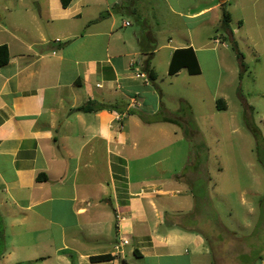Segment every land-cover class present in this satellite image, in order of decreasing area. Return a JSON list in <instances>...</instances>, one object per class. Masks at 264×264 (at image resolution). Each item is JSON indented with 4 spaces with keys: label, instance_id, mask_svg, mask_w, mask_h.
<instances>
[{
    "label": "crops",
    "instance_id": "crops-1",
    "mask_svg": "<svg viewBox=\"0 0 264 264\" xmlns=\"http://www.w3.org/2000/svg\"><path fill=\"white\" fill-rule=\"evenodd\" d=\"M66 2L0 0V45L9 51L0 68V216L14 228L12 236L6 227L0 235V264H236L249 256L250 246L240 255L230 243L229 257L228 247L209 239L215 235L190 225L199 216L192 188L202 179L198 162L192 173L190 156L181 172L156 170L157 136L178 135L159 120L180 121L176 113L188 104L180 91L156 81L157 51L169 49V76L198 75L204 71L199 49L212 48H198L192 38L156 47L157 23L142 16L140 0ZM170 3L174 14L202 23L188 35H211L199 29L220 27L223 8L231 22L235 4L251 7L257 23L264 18V0ZM129 14L140 15L138 27ZM237 22L241 30L222 27L213 35L237 43L234 35L244 26ZM188 47L200 72L182 66L171 74L174 51ZM166 98L178 105L168 107ZM89 101L100 108L76 110ZM214 101L227 108L225 97ZM194 135L202 136V127ZM39 173L47 179L38 180ZM103 254L113 258L92 259ZM246 264H264V250Z\"/></svg>",
    "mask_w": 264,
    "mask_h": 264
},
{
    "label": "rangeland",
    "instance_id": "rangeland-1",
    "mask_svg": "<svg viewBox=\"0 0 264 264\" xmlns=\"http://www.w3.org/2000/svg\"><path fill=\"white\" fill-rule=\"evenodd\" d=\"M236 1L230 0V4ZM140 3L142 16L157 23L159 43L156 47L168 43L169 38L172 46L186 44L192 38L198 48L206 43L212 48L199 49L204 71L198 75L184 71L181 75L169 76V49L157 51L156 81L165 91H180L188 104L176 113L180 121L159 120L166 129L177 130L178 135L157 136L155 146L161 151L155 159L162 162L156 170L159 172L161 166L181 172L188 156L194 165L187 168L188 173L195 170V162L200 164L202 179L192 185L197 203L193 213L198 212L199 216L197 221L195 216L190 218L189 223L200 227L208 236L215 235L216 238L209 239L222 248L228 247L229 257L230 243L237 247L234 251L241 252L240 255L250 246L249 256L243 255L236 261V264H246L247 259L264 250V219L261 217L264 209L260 207H264V18L257 23L251 7L244 9L235 4L229 28L239 29L238 18L243 20L244 26L235 33L237 43H234L229 37L224 40L220 35H213L222 32V26L200 27L199 32L211 35H188L190 31L194 33L192 27L202 23L199 19L174 14L170 0H140ZM133 15L129 14L128 19L136 28L141 19L140 15ZM172 28L177 30L172 31ZM212 38L218 39L212 41ZM215 68L220 70L218 80L215 78L218 71L213 74ZM214 95L225 97L226 109L217 108ZM164 100L168 107L178 105L171 100L168 102L167 98ZM163 115L157 116L160 119ZM198 127H202V136L194 135ZM0 210H3L1 203ZM3 220L0 216V235L6 227L7 237L12 236L14 228L10 226V218L5 215ZM4 240L1 236L0 246ZM20 256L26 254L20 252Z\"/></svg>",
    "mask_w": 264,
    "mask_h": 264
},
{
    "label": "trees",
    "instance_id": "trees-1",
    "mask_svg": "<svg viewBox=\"0 0 264 264\" xmlns=\"http://www.w3.org/2000/svg\"><path fill=\"white\" fill-rule=\"evenodd\" d=\"M67 0H63V3L66 4ZM231 20L230 12L226 10V8H223V14H222V22L221 26L223 28L229 27V22ZM140 45L142 50L145 48V39H140ZM9 60V51L6 45H0V68L3 64H5ZM177 65V69L174 68V66ZM182 66H187L189 68V71L191 73H199L200 68L197 61V58L195 56L194 50L192 47L188 48H181L177 49L173 53V57L171 60V66H170V73L174 74L179 68ZM100 107H97L93 101L86 102L84 105L78 107L76 110L79 111H85L90 112L97 110ZM222 108V107H221ZM38 180H46L47 177L44 173H39L37 176ZM3 253L2 249L0 248V255ZM112 255L110 254H103V255H96L92 256V259L94 261H102V260H110L112 259Z\"/></svg>",
    "mask_w": 264,
    "mask_h": 264
},
{
    "label": "built area",
    "instance_id": "built-area-1",
    "mask_svg": "<svg viewBox=\"0 0 264 264\" xmlns=\"http://www.w3.org/2000/svg\"><path fill=\"white\" fill-rule=\"evenodd\" d=\"M116 247H118V246H116Z\"/></svg>",
    "mask_w": 264,
    "mask_h": 264
}]
</instances>
